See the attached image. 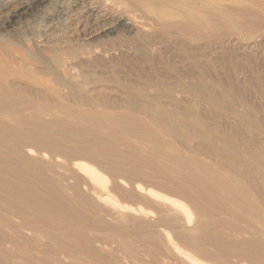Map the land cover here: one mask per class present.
Wrapping results in <instances>:
<instances>
[{"label": "bare ground", "instance_id": "6f19581e", "mask_svg": "<svg viewBox=\"0 0 264 264\" xmlns=\"http://www.w3.org/2000/svg\"><path fill=\"white\" fill-rule=\"evenodd\" d=\"M108 1L128 9L48 60L62 40L15 48L44 0H0V264H264V121L230 106L254 135H220L206 69L209 31L248 32L264 0L78 4Z\"/></svg>", "mask_w": 264, "mask_h": 264}, {"label": "rangeland", "instance_id": "374dc122", "mask_svg": "<svg viewBox=\"0 0 264 264\" xmlns=\"http://www.w3.org/2000/svg\"><path fill=\"white\" fill-rule=\"evenodd\" d=\"M79 2L80 0H44L42 4L36 5L34 2L30 4L32 6L30 11H32L27 17L28 19L20 24L17 29L18 39L22 41L21 45H23L21 46L16 42L17 55L27 58L30 51L41 49V46L50 45L56 40H62L64 42L62 51L58 53L42 51L38 56L48 60L52 59L55 54L70 57V49H67L69 46L74 48L86 44V42H89L84 40L87 37L85 36L86 33L93 31L99 26L98 24H114L113 20L116 15L128 9L126 4L108 1L105 5H102L103 7L97 9L96 12L99 13H94L98 17L91 20L92 17L87 18L86 14L80 10ZM235 27V23L232 22L217 25L209 31L206 48L208 85L220 91V98L218 99L220 105V135L224 130L226 132V130L231 131L240 128L247 136L253 137L254 133H251L245 123L237 119L234 113L229 112V109L226 108L230 106L237 110L245 107L253 108L257 118L264 121V49H262L264 48V22H254V26L247 23L244 28L248 32H241ZM101 41L102 39L89 44H97ZM256 41L261 43L257 47H250ZM114 53H116V55L113 54L115 56L119 54ZM130 57L135 56L130 54ZM27 62H30V60L27 59ZM34 63L37 64V62ZM245 68H248V70L244 71ZM82 69L90 72L92 76H104L110 79V82H106L108 86H112L114 83L111 79L123 77L126 73L125 68L97 67ZM238 70L243 72L233 76L234 72ZM59 73L61 76L64 75L63 70L60 68ZM47 79H51V77L48 76ZM22 80L29 82L24 77ZM113 94L111 92L110 95ZM209 106L204 103L200 104L198 108L207 110L210 108ZM256 137L261 138L259 135ZM260 142L264 148V139H261Z\"/></svg>", "mask_w": 264, "mask_h": 264}]
</instances>
